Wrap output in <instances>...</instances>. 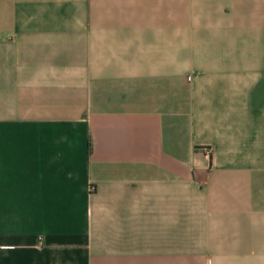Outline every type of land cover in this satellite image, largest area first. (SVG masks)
Instances as JSON below:
<instances>
[{"label": "crops", "instance_id": "crops-1", "mask_svg": "<svg viewBox=\"0 0 264 264\" xmlns=\"http://www.w3.org/2000/svg\"><path fill=\"white\" fill-rule=\"evenodd\" d=\"M182 3L0 0V264H264V0Z\"/></svg>", "mask_w": 264, "mask_h": 264}, {"label": "rangeland", "instance_id": "rangeland-1", "mask_svg": "<svg viewBox=\"0 0 264 264\" xmlns=\"http://www.w3.org/2000/svg\"><path fill=\"white\" fill-rule=\"evenodd\" d=\"M179 6V5H178ZM178 17L182 16L184 20V33H190L191 29V17H192V0H183L182 3V9L178 10ZM182 14V15H181ZM173 16V15H172ZM175 17V16H174ZM251 59H249L250 61ZM187 220V219H186ZM184 233H185V241H184V249L181 251H178L177 255H171V252H169L168 256H181V257H192L193 251L190 249V226L185 225L184 227ZM189 231V232H188ZM175 253V252H174Z\"/></svg>", "mask_w": 264, "mask_h": 264}]
</instances>
